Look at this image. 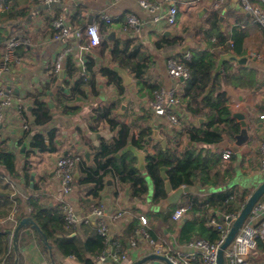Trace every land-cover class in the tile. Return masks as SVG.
Instances as JSON below:
<instances>
[{"label": "crops", "instance_id": "0c3cea01", "mask_svg": "<svg viewBox=\"0 0 264 264\" xmlns=\"http://www.w3.org/2000/svg\"><path fill=\"white\" fill-rule=\"evenodd\" d=\"M149 1L157 6L154 13L142 9L135 0H65L52 7L42 4L41 0H0V61L4 54L5 39L16 37L22 42V46L15 52L10 72L0 76V101L5 97L12 99V106L4 110L0 144L17 159V173L14 176H9L5 169L0 167V234H7L8 240L12 237L8 234L9 226L14 224L10 230L13 232L19 221L31 212L33 206L30 201L38 209L48 210L57 206L62 208V199L65 197L61 179L55 171V162L60 156L80 155L82 160L75 167V173L81 172L80 176L84 175L83 169L94 167L96 164V149L102 143L110 145L113 139L122 134L129 136L126 140L127 144H130L134 138L140 137L143 128H148L151 134L156 131L159 137V140L149 141V153H156L160 145L163 148L175 147L178 154L195 146L188 134H196L193 128L206 124L207 120L201 115L192 117L185 111L182 102L186 81H176L167 72L170 62L183 61L185 55L191 56L192 52L199 56L206 53L216 57L213 76H221L222 88L228 93L229 107L233 113L244 114L250 135L249 141L240 147L238 153L230 151L234 155V161L230 158L224 159V154L229 150L212 146L211 151L222 154L224 169L231 164L235 174L236 169L241 170L239 181L245 180L248 185L262 173L264 29L243 10L240 0ZM172 6L178 9L177 22L174 26H169L166 18ZM130 16L141 22L139 28L129 25ZM59 19L72 31L71 35L63 40L53 38V24ZM91 25L99 29L100 44L97 46L90 45L89 36L86 34L87 27ZM76 31L83 33L81 40L76 37ZM219 31L226 34L227 40L225 46L215 47ZM235 40H241V55L249 56L247 65L238 67L225 62L217 72L220 57L233 53L232 43ZM174 41H177L179 46L168 48L167 44ZM80 46L90 54L81 57V50H77ZM67 48H73V52L62 64V68L66 69L65 79L73 64L83 63L85 73L77 72L76 76L84 77L89 84L85 98L69 94V89L66 88L65 92L69 94L68 106L64 109L60 105L61 95L57 89V86H62L63 83L57 79L55 64L58 56ZM185 48L188 50L183 52L182 49ZM225 49L227 51H224ZM78 59L81 62H77ZM109 63L111 67L119 66L125 69L132 77L134 75L130 70L131 66H137L136 71L141 69L144 74H141L138 80L134 78L130 88H124L115 77H106L100 73V69L108 68ZM226 73L237 76V79L233 80L236 86L225 84ZM159 89L174 90L178 96L179 103L174 111L184 119L181 126L173 125L166 118L160 120L151 110L150 101ZM215 93L216 90L212 88L209 95L202 100L203 104L212 102ZM37 100L47 106L48 103L54 106L52 109L48 106V114L51 118L53 114L57 117L50 119L48 126L43 122H34L32 112ZM18 103L25 107L22 114L17 111ZM123 105L124 110L121 109ZM200 119L203 120L202 123ZM89 120L93 122V130L89 141L82 142L76 128L80 127L83 133H87ZM53 129H56V133L51 138ZM36 136L42 137L40 148L32 147ZM230 141L234 143V140ZM85 143H88V146L90 144L92 149H85ZM24 144L27 145L22 152ZM81 146L85 151H90L91 162L85 160L84 153L80 151ZM121 154L122 152L117 155L121 157ZM108 179L113 181L112 186L106 184ZM247 184L232 185L237 189L246 190L250 195ZM148 186V194L142 200H135L131 197L129 186L118 184L116 179L109 175L104 180V186L98 191L99 197L90 196L89 190L94 188L91 185L76 191L66 200L73 203L80 214H85L84 211H89L100 203L107 214L105 222L111 241L123 235L132 219L145 216L148 220L147 228L157 235L158 244L163 248L175 249L174 242L171 243L169 237H176L177 223L172 221V217L170 221L165 222L162 217L155 219V216L167 213L172 206L182 203L188 196L197 195L199 188L195 186V192L185 193L176 203H167V195L162 202L154 204L153 182L148 181ZM260 203L264 205V198ZM118 211L124 215L120 219H112L111 215ZM13 214L14 221L11 219ZM20 214L24 217L17 221ZM91 224L78 225L70 237L75 238L79 244L86 241L95 231L96 223ZM255 224L264 226V212L256 218ZM142 227L144 228L143 225ZM0 240L3 241L5 249V238L0 237ZM140 241V245L126 249L127 260L119 264H132L153 253V247L148 253L142 238ZM18 249L17 255L13 250L14 260L18 257L20 264H50L39 234L30 226L20 230ZM10 250L0 252V264H5ZM54 252L56 264H83L76 258L64 257L60 252ZM95 264L112 263H102L96 259ZM147 264L164 263L152 261ZM250 264H264V236L259 237L258 247L250 258Z\"/></svg>", "mask_w": 264, "mask_h": 264}, {"label": "trees", "instance_id": "16d2710c", "mask_svg": "<svg viewBox=\"0 0 264 264\" xmlns=\"http://www.w3.org/2000/svg\"><path fill=\"white\" fill-rule=\"evenodd\" d=\"M251 2L258 4L264 10V2H261V0H251ZM226 40V34L219 31L215 47L225 46ZM21 46L22 44H20L19 47ZM178 46L177 41L167 44L168 48H176ZM232 46V52L237 56H242L241 40H235ZM18 48H16V50ZM224 51H227V49ZM202 54L203 55L199 56V54L192 52L189 60L182 61L190 72V77L185 83L182 102L183 108L187 113L192 115V117L201 115V117L207 120L206 124L198 128H193L196 134H188L190 141L195 146L178 154L177 148H163L160 145L156 153H149L147 151V146L149 145L147 138L152 134L148 128H143L141 135H139L140 137L137 139L134 138L133 141L136 148L148 152L146 169L154 182V204L162 202L167 196L165 181L161 177V168H166V175L173 190H177L181 187H195L198 185L222 189L207 197L201 198L199 195L188 196L186 204L182 205V207L188 208L187 221H183L176 226V246L178 248L181 246H188L190 243L198 240L216 244L221 239L222 233L217 226L212 225V221L215 220L220 226H224L225 223L218 219L214 213H219L221 216L233 215L241 209L249 197V193L246 190H240L236 187L226 188L231 182L235 171L231 164L224 169L222 167L224 165L222 154L218 152L213 153L211 151L212 146L222 141L223 135H227L230 140H234V137L241 132V126L237 120L233 118L234 113L229 107L228 93L221 85V76L219 74L213 76L216 68V57L206 53ZM72 67L74 70L76 69L75 64H73ZM132 67L133 66L130 67V70L134 78L138 80L144 72L141 71V69L136 71L135 68H137V66ZM103 74L106 77H115V80L120 81L122 84L119 76L112 70L106 69L103 71ZM234 78L237 79V76L226 73L225 84L236 86V82L233 81L235 80ZM88 84L89 82L86 81L84 77H79V81L75 88L76 94L81 95V89L87 87ZM209 87L216 90L215 96L212 102L203 104L202 97ZM65 101L68 102L67 99ZM48 110L46 103L37 100L32 112L34 115V122L37 124L42 122L43 124H47L51 119ZM42 119L44 121H42ZM53 135L54 132L52 131L50 137L52 138ZM126 138H129V136L121 134L113 144H101L96 152L95 166L83 169L82 174L84 173V175H81L79 180H75L74 185L77 192L85 186H88L89 183H94L96 186L93 185L94 188L89 190L90 196L99 197L100 194L98 191L104 186L105 178L110 175L114 177L120 185L129 186L133 199L142 200L148 194V182L144 175L135 169L136 158L131 153H123L128 142ZM41 141L42 137L36 136L32 141V147L40 148ZM120 152H122L121 157L117 158L116 155ZM233 156L234 155L231 154V161H234ZM16 161V156L6 152L2 148V144H0V167L4 168L9 176H14L17 173ZM30 204L33 207H31V212L26 216L31 217L46 235L51 251L44 245L41 237L40 241L50 264H56L54 250L60 252L64 257L70 256L76 258L83 264H95V260L108 251L109 242L107 237L99 233L97 224L95 225V231L92 232L87 240L79 244L75 238L70 237L76 231V227L72 228L67 226L63 208L57 206L45 210L38 209L32 201H30ZM99 205L100 203L94 205L90 210ZM178 207L171 209L165 214H158L155 216V219L162 217L165 222L170 221L174 211ZM90 210L84 212L88 213ZM81 213L83 214V212ZM23 217L24 215L20 214V216L17 217V221ZM81 225L86 226L92 224L82 223ZM13 227L14 224L10 225L9 231L12 230ZM142 229L143 227L139 218L132 219L123 235L111 241V245L119 243L120 249L126 251L128 248L140 245V238H142L144 243L148 244V241L141 236ZM146 230L150 238L158 243L157 235L153 230L147 227ZM0 237L5 238V249H3V241L0 240V252L3 250H10L11 248V253L5 258V264H15L11 238L8 240V235L4 233H1ZM110 262L115 264L112 261Z\"/></svg>", "mask_w": 264, "mask_h": 264}, {"label": "built area", "instance_id": "2783aa9c", "mask_svg": "<svg viewBox=\"0 0 264 264\" xmlns=\"http://www.w3.org/2000/svg\"><path fill=\"white\" fill-rule=\"evenodd\" d=\"M65 0H41L44 5H59ZM139 6L148 11L149 13H154L157 10V6L151 3L149 0H135ZM223 2L226 0H222ZM264 2V0H261ZM240 4L243 10L248 13L253 20L264 29V10L258 5L251 2V0H240ZM178 9L176 6H172L166 18V22L169 26H174L177 22ZM109 22V19H107ZM156 21H159L156 19ZM129 25L133 28H139L141 22L134 16H130L128 19ZM53 31L55 40H63L68 38L72 31L64 25L62 19L56 20L53 24ZM76 37L81 40L83 33L81 31H76ZM86 34L89 36V42L91 46H97L100 44L99 29L95 25L87 27ZM22 44L20 39L16 37H10L4 41V54L0 61V76L5 75L10 72L11 64L15 57L16 48ZM85 49L83 46L77 48V50ZM73 48H67L63 51L57 58L55 64V71L58 73L62 69V64L65 59L72 54ZM191 56L186 54L184 60H189ZM168 75L176 80L185 82L190 77V72L185 67L182 61L180 62H170L168 65ZM179 98L175 94L174 90H163L159 89L155 91L154 98L150 101V108L157 116H164L170 123L175 126H181V121L175 115L174 108L178 105ZM12 106V99L10 97H5L0 101V127L4 119V110ZM25 107L21 104H17V111L23 113ZM262 149L264 152V143L262 144ZM231 156L230 151L224 154V159H229ZM82 160V157L77 154H65L60 156L55 162L56 174L61 179L62 193L64 199H62V208L65 214L66 223L68 227H77L78 225L85 223L90 224L95 222L99 227V233L107 237L109 242L108 251L98 258V261L105 263L107 261H112L114 263H122L127 260L126 251L120 249L119 243H114L111 245V240L109 238V230L105 222L107 214L102 205L92 209L90 212L85 214H80L75 205L66 200V198L73 196L76 192L75 189V167ZM262 170H264V159L262 161ZM182 188V187H181ZM184 188V187H183ZM245 205V204H244ZM241 207V209L244 207ZM239 209L235 214L230 216H222L225 220H222L225 225L220 226L215 220L212 221V225L217 226L221 231V239L216 244H210L204 240H198L192 242L188 247H193L196 252L194 253H183L179 249L174 248H163L158 243L153 241L148 231L146 230L148 220L145 216H140L139 220L144 228L141 230V236L148 241V244L153 247V253L157 255H163L169 257L175 264H216L218 250L224 243L227 234L230 230L231 224L235 221L239 215ZM188 208L179 207L175 210L172 215V221L181 224L187 217ZM264 212V205L261 203L256 205L249 215L248 219L240 229L239 233L236 235L232 244L225 251V261L226 264H250V258L258 247V238L264 236V226H259L255 224L256 218ZM124 214L121 211L115 212L111 215L114 220L120 219ZM217 215V213H215ZM15 220L14 214L11 218Z\"/></svg>", "mask_w": 264, "mask_h": 264}, {"label": "water", "instance_id": "95a60500", "mask_svg": "<svg viewBox=\"0 0 264 264\" xmlns=\"http://www.w3.org/2000/svg\"><path fill=\"white\" fill-rule=\"evenodd\" d=\"M52 6L53 5H47V7H52ZM187 50H188V48L182 49L183 52H186ZM80 52H81V57H85L86 55L90 54L88 52V50H86V49H83ZM78 60L79 61H77V62H81L80 59H78ZM248 61H249L248 55L237 56V55L232 54V53H227V54L222 55L220 57V60L218 62V66H217L216 70H217V72H219L225 62L233 63L234 65H236L238 67H240V66L244 67L247 65ZM110 65H111V63L108 64L109 67H111ZM109 67L108 68L105 67V68L109 69ZM106 69L101 68L100 73L102 75H104L103 71H105ZM75 70H76V72H75ZM75 70L72 67V69L70 70V73L67 72L68 73L67 79H65L66 69L62 68L58 72V78L57 79L60 80L63 83V85L62 86L58 85L57 89L59 90L60 95H61L60 96V102H61L60 105L64 109L66 108V106H68V102L65 101L68 98V95L69 94H72V95L76 94L75 88H76L77 82L79 81V78L76 76V73L77 72L82 73V74L85 73L84 64L83 63H79V64L76 63V69ZM110 70H112L113 72H115L119 76V78L122 81V85L124 86V88H130L132 86L134 77H132L125 69H123L119 66H114V67H111ZM86 81H88V80H86ZM66 88L69 89V94H67L65 92ZM86 89H87V87H83V89H81V91H82L81 96L83 98H85V95L87 96ZM211 90H212V87H209L207 89L206 93L203 95L202 99L206 98L209 95V93L211 92ZM9 91H10V89H9ZM8 95H11V93H8ZM51 95H52V93H51ZM48 106L51 109L54 107L52 105V103H48ZM72 106H74V105H72ZM70 107H71V105H70ZM124 108H125V106L123 105L121 107V109L124 110ZM29 110L31 111L32 108H29ZM55 117H57V115L53 114L51 120L54 119ZM233 118L235 120H237L241 126V132L234 137V143H232V141H230V139L227 135H223L222 141L215 146L218 148H223V149L229 150L233 153H238L240 147L249 141L250 135L248 132V126H247V123L245 121L244 114L240 113V112L234 113ZM51 120L47 122V126L51 123ZM200 121H201V123L203 122L202 119H200ZM87 125H88L86 127L87 133H83L80 127L76 128V132L78 133V136L82 142L84 140L89 141L90 135H91L92 130H93V127H92L93 122L91 120L88 121ZM52 131L54 133H56V129H53ZM117 139H118V137H117ZM117 139H113L112 144ZM153 139L159 140V137H158V134L156 131H154L153 134L147 138L148 141H152ZM162 143H163V145H165V141H163ZM87 144L88 143H85V145H83L84 148L86 149V147H88L89 148L88 150L92 149L91 145L89 144V146H88ZM103 144H107V143H103ZM189 144H191V143H189ZM26 145L27 144L23 145L22 152H24ZM100 146L96 150H98L100 148ZM84 148L81 146L80 151L84 153L85 160L87 162H91L90 151H85ZM123 153H131L136 158L135 169L144 175L147 182L148 181L153 182L152 178L149 176V174L147 173V169H146V167H147V156H148L147 151L140 150V149L136 148L132 142L130 144H127V146L123 150ZM118 158H120V157L118 156ZM94 166H95V164H94ZM80 177H81L80 173H75V176H74L75 180H79ZM161 177L165 181V190H166V193L168 195L167 203H176L181 198V196L184 195L185 193H187V194L193 193L196 190L195 187H184V188H179L177 190H173L172 186L168 180V177L166 175V169L165 168H161ZM106 184L108 186H112L113 181L111 179H108L106 181ZM91 185L96 186V184H94V183L88 184V186H91ZM153 185H154V182H153ZM196 188L200 189V186H197ZM248 188H249L248 190L251 191V194L247 198L244 207L240 210L237 219L232 222L230 230L227 234V237H226L224 243L221 245V247L218 250L216 264H226L225 251L234 241L236 235L239 233L240 229L242 228V226L244 225V223L248 219V217L251 214V212L253 211L254 207L256 205L260 204V201L264 197V170H262V173L259 176H257L252 182H250V184L248 185ZM214 215H215V213H214ZM223 220H225V219L223 218ZM185 221H187V218L184 219V222ZM28 226L32 227L39 234V236L43 240L44 245L48 247L49 251H51V247L49 245L48 239H47L46 235L44 234V232L41 230V228L38 226V224L31 217H26V218H23L21 221H19L18 225L16 226V228L13 232L8 231V234L12 235L11 246H12L14 252L16 253V255L19 252L18 242H19L20 230L25 228V227H28ZM175 248L178 249V247H175ZM152 261H160L164 264H175L169 257L163 256V255H157L155 253H150L147 256H145L141 259H138L137 261H135L132 264H147V263L152 262ZM15 264H19V258L18 257L15 260Z\"/></svg>", "mask_w": 264, "mask_h": 264}, {"label": "rangeland", "instance_id": "374dc122", "mask_svg": "<svg viewBox=\"0 0 264 264\" xmlns=\"http://www.w3.org/2000/svg\"><path fill=\"white\" fill-rule=\"evenodd\" d=\"M186 83V82H185ZM178 93H179V90H178ZM180 107L182 108V105H180ZM175 115L177 116V118L180 120V121H184V119L182 118L181 114H178L177 112H175ZM160 118V120L162 119H165L164 116H158ZM241 170L239 169H236V174H235V177H233V179L231 180V182L229 183L228 187H235L233 185L235 184H238L239 186H244L246 185L247 183L245 182V180H240L241 179V174H240ZM233 184V185H232ZM248 186V184H247ZM149 187V186H148ZM227 187V188H228ZM222 190L221 188L219 189H214V188H211V187H201L199 189V192L197 195H199L201 198L202 197H207L213 193H216L218 191ZM186 204V199H184L182 201V203L178 204V205H175V206H172V209H174L175 207H178V206H182V205H185ZM154 211V209L152 210ZM149 216H151V214L149 213L148 214ZM218 219H220L221 221L223 220V217L221 216V214H217L216 215ZM171 243L174 242V247H176V237H169ZM146 245V249H147V252L150 253L152 250V247L150 245H148L147 243H145ZM179 251L180 252H183V253H194L195 252V249L193 247H188V246H181L179 247Z\"/></svg>", "mask_w": 264, "mask_h": 264}]
</instances>
